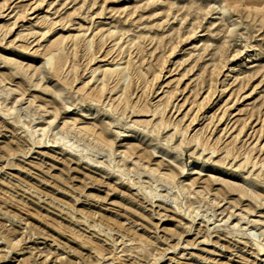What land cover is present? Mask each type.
<instances>
[{"label":"rangeland","instance_id":"obj_1","mask_svg":"<svg viewBox=\"0 0 264 264\" xmlns=\"http://www.w3.org/2000/svg\"><path fill=\"white\" fill-rule=\"evenodd\" d=\"M0 264H264V0H0Z\"/></svg>","mask_w":264,"mask_h":264},{"label":"bare ground","instance_id":"obj_2","mask_svg":"<svg viewBox=\"0 0 264 264\" xmlns=\"http://www.w3.org/2000/svg\"><path fill=\"white\" fill-rule=\"evenodd\" d=\"M47 63L50 65L54 64V58L52 56H50L47 60Z\"/></svg>","mask_w":264,"mask_h":264}]
</instances>
